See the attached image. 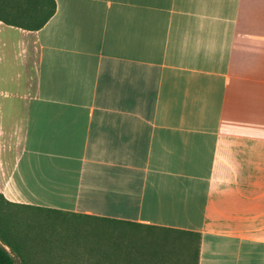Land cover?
<instances>
[{"label":"crops","instance_id":"obj_1","mask_svg":"<svg viewBox=\"0 0 264 264\" xmlns=\"http://www.w3.org/2000/svg\"><path fill=\"white\" fill-rule=\"evenodd\" d=\"M54 1L41 29L0 30L28 73L0 130L4 199L197 233L198 264H264V0Z\"/></svg>","mask_w":264,"mask_h":264},{"label":"trees","instance_id":"obj_2","mask_svg":"<svg viewBox=\"0 0 264 264\" xmlns=\"http://www.w3.org/2000/svg\"><path fill=\"white\" fill-rule=\"evenodd\" d=\"M55 8L54 0H0V22L37 31ZM199 244L197 233L12 204L0 193V264H198Z\"/></svg>","mask_w":264,"mask_h":264},{"label":"rangeland","instance_id":"obj_3","mask_svg":"<svg viewBox=\"0 0 264 264\" xmlns=\"http://www.w3.org/2000/svg\"><path fill=\"white\" fill-rule=\"evenodd\" d=\"M3 25L0 22V30H5ZM6 30L7 35L0 34L1 37L6 39V44L3 47L0 46V130L4 128L9 136L14 131L19 120L24 117L25 106L24 102L8 97L7 94L12 95L17 91L20 93L26 91L28 73L24 69V65H22L25 56L21 53L19 33L10 29ZM19 75H21V78L17 80ZM8 136L5 137V141L9 140ZM92 241L93 232L90 231L86 233L85 242L86 244H92Z\"/></svg>","mask_w":264,"mask_h":264}]
</instances>
